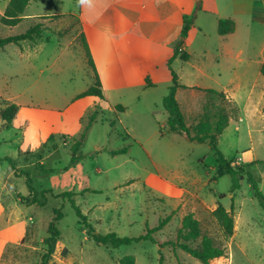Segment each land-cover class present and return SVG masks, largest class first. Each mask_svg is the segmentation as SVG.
I'll return each mask as SVG.
<instances>
[{
  "label": "rangeland",
  "instance_id": "1",
  "mask_svg": "<svg viewBox=\"0 0 264 264\" xmlns=\"http://www.w3.org/2000/svg\"><path fill=\"white\" fill-rule=\"evenodd\" d=\"M8 2L0 0V38L23 34L36 24H41L44 32L36 43L0 46V109L8 104L18 106L10 126L0 119V195L5 207L0 231L7 239L0 241V264H38L47 250L44 239L55 209H61L64 216L56 226L60 237L49 264H119L124 257L134 264H201L171 244L177 241V231L188 213L199 221L204 233L226 248L225 256L210 264H264V207L245 174L239 189L232 193L233 177L215 178L218 167L208 144L169 132L162 104L169 88L160 84L145 94L138 91L141 103H137L134 89L115 93L112 98L130 106L126 113L94 97L77 99L94 83L85 55L79 0H31L24 19L12 27L1 23ZM188 21L203 30L192 44L190 40L185 43L188 53L191 46L198 48L201 43L215 45L212 14L196 11ZM212 58L215 56L206 61ZM240 83L235 93L244 107L245 92L252 84L259 91L264 78ZM147 103L154 104L153 116L143 112ZM218 103V97L185 93L180 105L192 132L196 130L192 127L202 122L213 129L212 110ZM253 104L256 96L249 106ZM93 112L97 117L90 123ZM77 142L81 146L74 154ZM124 147L127 154H110ZM219 149L233 165H239L235 160L250 163L244 153H253L254 161L260 163L248 170L264 199V120L255 116L231 124L219 140ZM74 157L77 160L73 162ZM5 158L13 160L15 170ZM29 182L38 200L45 201L44 206L23 200L29 195ZM42 191L51 193L43 197ZM64 192L74 194L76 206L99 234L115 232L134 239L167 216L172 218L153 235L156 243L103 246L88 238L71 203L56 196ZM218 204L229 212L233 205L234 231L227 241L212 216ZM6 225L9 228L5 229Z\"/></svg>",
  "mask_w": 264,
  "mask_h": 264
},
{
  "label": "crops",
  "instance_id": "2",
  "mask_svg": "<svg viewBox=\"0 0 264 264\" xmlns=\"http://www.w3.org/2000/svg\"><path fill=\"white\" fill-rule=\"evenodd\" d=\"M196 3V0H79L78 16L101 82L105 105H120L124 113L131 111L122 99L117 101L111 96L127 88L134 89L137 95L138 91L145 94L160 84L169 88L172 84L171 68L177 74L178 83L185 87L178 89L175 95L183 114L181 98L188 91L205 94L206 90H215L223 93L228 102L238 107V119L230 120L219 135L220 140L231 124L242 123L245 118L249 120L255 116L264 120V84L259 91H256L255 84L250 86L245 92L247 104L244 107L239 105L235 93L241 87L240 81L257 80L262 76L264 0H201L198 9ZM201 10L206 15L212 14L217 39L212 43L215 45L201 43L200 47L193 49L191 46L188 53L185 43L188 44L190 40L192 44L203 30L201 26L193 27L192 22L183 40L181 32L184 21L196 16V11ZM219 19H231L235 24L233 33L220 36L217 32ZM210 27L212 29V22ZM181 40V50L189 55L187 61H182L180 56L174 57L175 46ZM209 56L215 58L208 63L206 59ZM137 68L147 71L151 87L146 86ZM253 96H256V105L253 104L251 108L249 105ZM137 98V103H141V97L138 95ZM144 106L143 112L148 115L154 113V104L148 106L147 103ZM238 129L236 126L235 130ZM244 155L247 156L246 162L255 159L251 152L247 151ZM235 163L240 165L245 161L235 160ZM4 213L0 195V221ZM7 228L9 225L5 226ZM6 240L0 231V241Z\"/></svg>",
  "mask_w": 264,
  "mask_h": 264
},
{
  "label": "trees",
  "instance_id": "3",
  "mask_svg": "<svg viewBox=\"0 0 264 264\" xmlns=\"http://www.w3.org/2000/svg\"><path fill=\"white\" fill-rule=\"evenodd\" d=\"M31 0H9L8 5L1 17V23L5 26H16L24 19V12L29 2ZM199 1V0H196ZM192 22L185 19L184 26L181 32V39H185L191 29ZM235 28V24L231 19H219L217 25V32L220 36H226L233 33ZM44 32L43 26L41 24H36L30 26L23 34L0 38V46H5L8 44H14L19 46L22 42L29 41L31 43H36L37 38L41 36ZM183 40L179 41L175 46L174 57L180 56L182 61H187L189 59V55L181 50L183 46ZM84 49L85 55L87 57V63L91 67L92 72L94 73V83L91 85L86 91L77 96V99H81L84 97H94L99 100H104V96L101 90V82L99 76L96 72L92 57L89 52L88 44L84 39ZM172 60V59H171ZM170 66V61H169ZM138 70V68H137ZM170 73L172 76V84L169 87L168 94L163 98L162 104L168 115V130L170 133H177L185 136L188 141L194 142L197 144L207 143L210 147L213 156L215 158V162L217 164L216 171V179L222 178L224 176H231L234 178L233 185L231 188V193L240 187V178L242 175L247 176V182L250 185L251 189L254 191L257 200L260 205L264 207V199L263 195L259 189L258 182L256 178L252 175V173L248 170L249 167L259 164L258 161H252L250 163H245L242 165H233L231 161L225 158L223 153L219 149V135L227 128L230 120H237L239 117V109L237 106L232 105V103L226 100V97L223 93L217 92L215 90H206L205 94L211 95L214 97H218L219 103L212 110L213 117L215 120L213 121L214 127L210 130L211 124L202 122L197 123L192 128L196 129L194 132L189 128L185 116L182 113L179 104H177L176 100V92L178 89H185V87L181 86L178 83L177 74L170 68ZM139 74L142 76L143 80L146 83L147 87H151L149 82L148 73L146 70H138ZM261 75L264 77V64L261 67ZM225 103L227 109H224L221 103ZM221 104V105H220ZM117 111H124V108L120 105L115 107ZM18 113V106L15 104H8L4 108L0 109V119L4 122L5 126H10L13 120L15 119ZM97 113L93 112L90 115V123L96 120ZM197 121V120H196ZM198 122V121H197ZM81 146V142H77L73 148L72 152L75 154ZM128 152V148L124 147L118 150L111 151V155H125ZM6 161L9 162L11 168L14 169L13 160L10 158H5ZM77 158H73V162L76 161ZM29 180V179H28ZM29 195L23 200L27 202L29 205H39L44 206L45 201H40L36 197L35 189L31 186L30 182L28 184ZM51 193L50 191H42V196L44 197L45 193ZM57 197H61L63 199H67L73 209L76 212L77 217L81 220L82 224L87 230V236L89 239L93 240L96 244L103 246H110L113 248H120L122 246H129L133 242L140 241H150L156 243V240L153 238V235L162 230L171 220L172 215L167 216L165 219L160 220L159 224L152 229H147V232L144 235H141L138 238H127L120 237L114 233L107 234H99L95 231V229L90 226L87 222L86 216H84L81 210L76 206L74 201V194L72 192H64ZM30 198H32L30 200ZM231 211H227L222 205L218 204L217 208L212 212V216L215 218L219 229L222 231V236L224 241H227L233 235L234 231V219L232 215L233 205L231 206ZM54 217L51 220L48 226V236L44 239V245L47 250L42 255L40 262L38 264H49L53 252V245L55 241H57L60 237V232L57 229V223L63 218V213L61 209H55L53 211ZM200 223L196 220L192 213L186 214L182 221L181 226L177 231V241L175 243H171L173 246L178 247L181 251L188 254L200 261L201 264H210L213 260L222 258L226 254V248L223 244L216 242L211 236L204 233L200 228ZM169 244V243H166ZM164 244H160L162 247ZM55 264V263H52ZM119 264H134L133 261L129 257H124L120 260Z\"/></svg>",
  "mask_w": 264,
  "mask_h": 264
},
{
  "label": "water",
  "instance_id": "4",
  "mask_svg": "<svg viewBox=\"0 0 264 264\" xmlns=\"http://www.w3.org/2000/svg\"><path fill=\"white\" fill-rule=\"evenodd\" d=\"M200 7V2L198 1L197 2V9Z\"/></svg>",
  "mask_w": 264,
  "mask_h": 264
}]
</instances>
